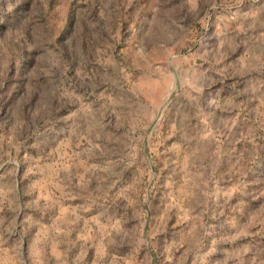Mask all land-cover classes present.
I'll list each match as a JSON object with an SVG mask.
<instances>
[{"label":"clouds","instance_id":"clouds-1","mask_svg":"<svg viewBox=\"0 0 264 264\" xmlns=\"http://www.w3.org/2000/svg\"><path fill=\"white\" fill-rule=\"evenodd\" d=\"M0 264H264V0H0Z\"/></svg>","mask_w":264,"mask_h":264}]
</instances>
